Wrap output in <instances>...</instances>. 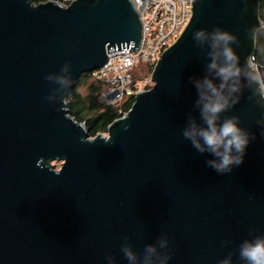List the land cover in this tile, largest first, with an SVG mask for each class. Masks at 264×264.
<instances>
[{
  "label": "water",
  "instance_id": "1",
  "mask_svg": "<svg viewBox=\"0 0 264 264\" xmlns=\"http://www.w3.org/2000/svg\"><path fill=\"white\" fill-rule=\"evenodd\" d=\"M138 1L0 0V264H108L109 255L129 264L126 237L137 253L167 238V249L157 245L170 252L167 264H218L230 252L243 264L240 243L264 235V107L251 90L222 114L255 136L230 173L208 167L214 157L182 135L189 114L200 123L189 78H202L209 63L193 32L234 34L243 65L261 0H192L186 27L154 64L152 87L105 136L89 138L68 115L81 75L138 47L146 0ZM66 62L73 84L61 89L45 77Z\"/></svg>",
  "mask_w": 264,
  "mask_h": 264
},
{
  "label": "clouds",
  "instance_id": "2",
  "mask_svg": "<svg viewBox=\"0 0 264 264\" xmlns=\"http://www.w3.org/2000/svg\"><path fill=\"white\" fill-rule=\"evenodd\" d=\"M193 39L199 47L207 46L209 63L202 78H189L198 95L195 107L199 109L200 123L189 114L182 135L199 153H209L214 157L206 160L208 167L219 174L230 173L234 166L243 163L246 148L255 136L241 127L238 116L222 117V114L239 102L245 88L251 90L249 99L255 97L256 103L264 107V66L258 64L254 57L246 58L241 65L240 57L232 47L233 44L239 47L240 41L234 34L219 27L211 32L198 29L193 32ZM45 79L58 84L61 89L70 88L73 84L71 65L66 62L60 74H49ZM57 91L53 89L47 99L54 101ZM257 123L264 126V118ZM222 243L227 245L228 241ZM157 245L160 249H167V238L158 239L156 244H147L142 253H137L132 250L126 237L121 251L129 264H167L171 258L170 252L161 254ZM232 256L230 252L218 264H232ZM239 258L243 264H264V235L244 239L239 245ZM106 260L108 264H115L111 255Z\"/></svg>",
  "mask_w": 264,
  "mask_h": 264
},
{
  "label": "built area",
  "instance_id": "3",
  "mask_svg": "<svg viewBox=\"0 0 264 264\" xmlns=\"http://www.w3.org/2000/svg\"><path fill=\"white\" fill-rule=\"evenodd\" d=\"M73 0H56L67 6ZM138 8L141 2L132 0ZM192 0H146L139 11L141 37L137 48L116 51L102 68L91 72L92 80L102 82L99 100L112 106L123 97H134L153 85L151 72L160 55L183 32L191 16ZM151 68V71L141 70ZM141 68V69H140Z\"/></svg>",
  "mask_w": 264,
  "mask_h": 264
},
{
  "label": "trees",
  "instance_id": "4",
  "mask_svg": "<svg viewBox=\"0 0 264 264\" xmlns=\"http://www.w3.org/2000/svg\"><path fill=\"white\" fill-rule=\"evenodd\" d=\"M47 1L49 0H33V3L40 4ZM259 17L261 28L255 34V48L251 58L254 57L258 64L264 66V0L260 2ZM141 70L150 72L151 68L145 67ZM78 81L79 83L75 86L70 98L66 100L68 115L84 125L89 138L106 134L108 126L130 110L133 97L126 96L115 105L105 106L99 100L104 88L102 82L92 80L89 74L81 75ZM79 87L85 89L83 94L77 91Z\"/></svg>",
  "mask_w": 264,
  "mask_h": 264
},
{
  "label": "rangeland",
  "instance_id": "5",
  "mask_svg": "<svg viewBox=\"0 0 264 264\" xmlns=\"http://www.w3.org/2000/svg\"><path fill=\"white\" fill-rule=\"evenodd\" d=\"M77 91H79L81 94H83V93L85 92V89H84L83 87H79ZM117 103H118V102H117ZM103 134H104V133H103ZM103 134H102V135H103ZM105 135H106V134H104V136H105ZM51 165L54 166V168H55L56 170H58L59 167H60V162H52Z\"/></svg>",
  "mask_w": 264,
  "mask_h": 264
}]
</instances>
